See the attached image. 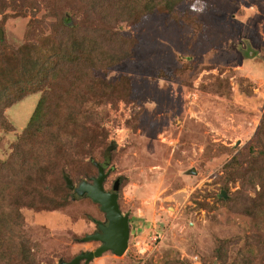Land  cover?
Listing matches in <instances>:
<instances>
[{"label": "rangeland", "instance_id": "rangeland-1", "mask_svg": "<svg viewBox=\"0 0 264 264\" xmlns=\"http://www.w3.org/2000/svg\"><path fill=\"white\" fill-rule=\"evenodd\" d=\"M96 1L86 19L102 31L98 47L119 37L131 46L124 58L100 48L116 60L94 75L123 82L130 93L93 110L103 114L98 129L104 133L95 142L84 141L79 149L69 144L64 156L52 148L31 147L35 154L29 155L24 150L27 165L39 154L37 164L46 169L41 194L54 197L21 211L19 233L35 252L32 264H60L97 245L81 238L102 213L65 188L61 176L73 186L95 176L93 164L103 161L107 145L103 186L118 179L116 199L128 213V234L121 254L105 250L87 264H218L223 244L229 247L223 264H240L232 263L231 253L248 237L243 247L251 249L253 264H264V206L257 214L245 209L260 194L258 182L249 179L251 168L262 172L264 165L255 153L264 152V0H180L133 21L124 0ZM69 7L70 0H0V40L16 66L22 48L42 45L49 34L55 33L51 43L65 42L68 32H61L52 13ZM105 18L110 21L103 29ZM86 66L61 68V62L54 76ZM40 95L29 93L5 110L11 130H0L1 171L19 173L22 160L10 162L16 134ZM78 119L61 124L80 136L87 122L77 124ZM258 139L262 144L247 153L248 142ZM229 238L235 242L222 241Z\"/></svg>", "mask_w": 264, "mask_h": 264}, {"label": "trees", "instance_id": "trees-1", "mask_svg": "<svg viewBox=\"0 0 264 264\" xmlns=\"http://www.w3.org/2000/svg\"><path fill=\"white\" fill-rule=\"evenodd\" d=\"M105 1L106 4L110 2V0ZM124 1L123 7L127 6L128 15H134L132 16L133 21L134 17L154 7H163L165 3H174L180 0ZM79 5L82 9H79ZM95 6H97L96 0H91L86 4L83 0H70V7L62 13L57 15V12H53L52 16L58 19L56 22L61 32H68L67 39L64 43L61 41L51 43L55 37V33H53L44 38L42 45L22 48L21 56L18 57L20 62L17 66L6 43L0 40V130H11L9 122L4 117L7 108L29 93L41 92L29 118L16 134L14 151L10 157V162L22 160L19 167L21 172L19 171L14 176L8 170L6 172L0 170V264L34 263L35 252L31 250L32 246L27 240L25 242L21 239L19 233L20 226L24 224V216L21 211L25 207L37 209L38 206L43 205L46 198L49 199L52 196V194L51 196L41 194L44 186H41L40 182L46 169L42 170L43 167L37 164L41 160L38 158L39 154H36V158L35 155H31L30 158L37 159V161L27 165L28 162L23 163L25 161L24 150L29 155L33 152L31 147H36L38 152L41 148L45 150L52 148L50 151L64 156L61 152H64L69 144H73L77 146L75 149H79L84 141L95 142L94 138L96 139V136L100 138L104 133L102 129H98L101 120H103V114L100 111L95 113L93 110L96 107L103 108L105 102L118 96L125 98L130 93V91L121 88L123 82L121 84L116 80L114 84V81L107 82L104 78L94 75L96 70H101L105 65L112 64L116 57H126L131 46V41L119 37L113 40L108 39L102 43V47H98L100 45L95 39L101 38L102 31L98 25H92L91 21L87 22L86 19V12L89 9L93 10ZM79 11L81 12L78 14ZM80 14L83 16L81 20H79ZM109 21L110 18H105L103 29ZM83 24H86L85 29L79 30ZM100 48L116 53V57H106ZM61 62V68L66 67L68 63L79 66L81 62H85L87 70L70 69L68 72L61 71L54 76L55 71H59L58 63ZM93 116L96 117L93 118ZM88 118L90 122L87 121ZM65 119H70L69 121L78 119L77 124L87 122V127L85 126L86 128L82 130L80 136H73L71 127L67 129L61 124ZM255 143L262 144L259 139L257 142L251 140L245 151L247 153L251 151ZM262 150L259 149L255 153L263 157L261 160L264 163ZM253 151L251 152L253 153ZM33 154L35 153L33 152ZM3 165H9L7 167L9 168L12 163L3 162ZM260 171L262 172L256 171L254 165L251 168L249 179L258 182L260 194L259 197L257 196L258 198L250 199L251 202L255 200L253 206L249 205L245 208L248 209L247 211L253 209L255 214L261 212L257 208L259 205L263 204L264 206V165ZM64 187L67 188L65 184ZM233 200H238L236 202L238 204L241 203L240 199ZM222 201L224 200L222 199ZM248 239L242 240V244L236 249L234 248L236 251L231 253L234 257L232 263L237 261L240 264H253L252 255L249 254L251 249L243 247ZM222 241L230 244L234 243L235 239H222ZM223 247L224 250L229 249L225 244ZM224 250L220 255H217L220 260L218 264H223L228 257Z\"/></svg>", "mask_w": 264, "mask_h": 264}, {"label": "water", "instance_id": "water-1", "mask_svg": "<svg viewBox=\"0 0 264 264\" xmlns=\"http://www.w3.org/2000/svg\"><path fill=\"white\" fill-rule=\"evenodd\" d=\"M110 145H107L104 150L103 161L94 163L96 169V175L89 177L88 181L80 180L76 186H73L71 179L65 174L62 175L65 186L71 189L78 196H84L90 200L91 203L97 205L100 212L103 214L107 225L103 227L100 222H96L97 226L101 229V234H85L81 238L82 241L90 240L96 241L99 246L94 250L81 251L73 256L70 261H63L61 264H79L81 260H84V264H87L93 258L99 256V254L105 250L109 251L112 255H119L125 248L126 237L128 231L127 214H122L115 201L117 178L112 180L110 187L111 191H104L101 186V182L109 169L104 171V168L108 164ZM218 196L224 197L222 191L218 192Z\"/></svg>", "mask_w": 264, "mask_h": 264}, {"label": "flooded vegetation", "instance_id": "flooded-vegetation-1", "mask_svg": "<svg viewBox=\"0 0 264 264\" xmlns=\"http://www.w3.org/2000/svg\"><path fill=\"white\" fill-rule=\"evenodd\" d=\"M106 169L104 168V171H105ZM107 175V174H106ZM106 175L104 176V178H103V180H102V182H101V186H102V189L104 190V191H111V189H110V187H111V183H112V181H111V183H110V185H109V187H104L103 186V182H104V180H105V178H106ZM90 177V176H89ZM88 177V178H89ZM88 178H86V181H88ZM114 193L116 194V189H115V191H114ZM115 201L117 202V199H116V197H115ZM117 205H118V208H119V210H120V212H121V209H120V206H119V204H118V202H117ZM122 214H124V213H126L127 214V222L129 223V220H128V213H127V211L126 212H121ZM96 222H100L101 223V225L103 226V227H105L106 225H107V222L105 221V219H104V216H103V214H102V218L101 219H98V220H95V219H91V223L93 224V227H94V229L90 232L91 234H96V235H99V234H101V229L97 226V224H96ZM128 234V233H127ZM126 239H127V237H126ZM99 246V244L97 243V245L95 246V247H93L92 248V250H94L96 247H98ZM89 250V249H88ZM87 249L86 250H83V251H88ZM91 250V251H92ZM81 252V251H80ZM79 253V252H78ZM78 253H76V254H78ZM75 254V255H76ZM74 255V256H75ZM68 261H70V260H68ZM68 261H66V262H68ZM81 261H83V263L82 264H84V260H81ZM81 261L79 262V264L81 263ZM60 264H61V262H60Z\"/></svg>", "mask_w": 264, "mask_h": 264}]
</instances>
